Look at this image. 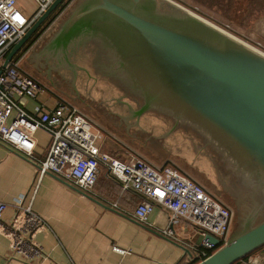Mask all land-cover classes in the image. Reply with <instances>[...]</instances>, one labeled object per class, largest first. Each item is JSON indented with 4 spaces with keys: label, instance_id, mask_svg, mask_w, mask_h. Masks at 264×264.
<instances>
[{
    "label": "crops",
    "instance_id": "obj_1",
    "mask_svg": "<svg viewBox=\"0 0 264 264\" xmlns=\"http://www.w3.org/2000/svg\"><path fill=\"white\" fill-rule=\"evenodd\" d=\"M98 1L70 0L18 59L42 83L34 98L21 101L27 111L36 106L51 110L60 97L77 106L95 98L100 103V79L114 85L100 71ZM138 117L135 125L160 132L151 137L152 143L140 140L148 157L158 164L180 160L189 166V160L167 145V137L161 138L168 134L167 119L153 112ZM180 131L176 134L196 145ZM34 139V153L43 157L49 134L40 128ZM103 147L117 152L109 142ZM0 201L6 204L1 224L12 230L0 232V264H185L194 259L180 243L160 234L168 224L166 211L157 207L146 224L132 218L138 195L121 191L103 168L93 193H85L52 172L39 174L36 163L0 142ZM183 224L174 225L176 233L198 243L199 236ZM113 245L129 252H114Z\"/></svg>",
    "mask_w": 264,
    "mask_h": 264
},
{
    "label": "water",
    "instance_id": "obj_2",
    "mask_svg": "<svg viewBox=\"0 0 264 264\" xmlns=\"http://www.w3.org/2000/svg\"><path fill=\"white\" fill-rule=\"evenodd\" d=\"M63 0L9 48L2 67ZM100 71L133 99L195 134L259 202L227 243L195 264L244 263L264 247V55L170 0H99ZM256 202V203H257ZM206 238L214 245L219 240Z\"/></svg>",
    "mask_w": 264,
    "mask_h": 264
},
{
    "label": "built area",
    "instance_id": "obj_3",
    "mask_svg": "<svg viewBox=\"0 0 264 264\" xmlns=\"http://www.w3.org/2000/svg\"><path fill=\"white\" fill-rule=\"evenodd\" d=\"M52 1L0 0V142L36 163L39 174L52 172L85 193H93L103 168L120 183L121 191L138 195L139 201L129 213L132 218L146 224L157 207L166 211L168 224L160 229V234L180 243L193 258L207 257L230 237L232 210L218 196L171 161L156 165L140 154L108 152L103 142L118 139L63 97L51 110L36 106L29 112L22 106L21 101L34 98L42 83L20 67L18 60L2 67L4 53ZM29 3L32 8H27ZM40 128L50 137L43 157L34 153V133ZM5 209L6 204L0 201V232L9 233L12 230L1 224ZM180 222L184 223L182 228L199 236L198 243L176 233L174 225ZM208 234L219 244L210 242ZM112 250L119 254L129 252L116 245ZM258 252H252L243 262L257 258L264 264V247Z\"/></svg>",
    "mask_w": 264,
    "mask_h": 264
},
{
    "label": "rangeland",
    "instance_id": "obj_4",
    "mask_svg": "<svg viewBox=\"0 0 264 264\" xmlns=\"http://www.w3.org/2000/svg\"><path fill=\"white\" fill-rule=\"evenodd\" d=\"M170 1L190 10L194 14H197L221 30L231 34L264 54V7L261 1H255L254 3L249 2L250 0ZM26 6L27 8H32V3ZM77 107L86 115L92 112V115L89 114L88 116L100 126V129L109 130L118 139H106L104 141L112 144L113 148L117 150V152L113 154L125 155L127 153V156L129 153L140 154L156 165L163 164H158L153 161L144 153L143 148L139 146L144 139H151L153 135H158L160 133L159 130L155 128L152 129L150 126L143 127L141 125H135L134 122L139 117H135L132 110H134L136 106L133 99L121 91L119 87L102 84V80L100 79V103L95 98L86 102L85 106H81L80 104ZM162 117L167 119L169 129H166L168 134L164 135V131L161 138L167 137V145L173 147V152L177 151L178 155L185 157V159L190 162L189 166H186L184 162L178 160L175 165L203 184L209 191L218 196L231 208L232 222L229 234L231 237L240 221H242L246 214L254 206L258 205L259 202L254 201V199L250 197L249 193L246 191L247 187L244 185L242 186L238 182L237 175L234 174L231 169H228L227 166L221 162L219 156L197 138L193 132L181 127H174L170 119L165 116ZM180 130L186 131V134L194 139L197 148L195 144L192 145L189 142L188 137H182L180 134H176V132H182ZM141 139L143 140L140 141ZM152 140L153 139H151V143ZM235 188L238 190L236 192L238 197H233L236 200H239V197L244 199L243 202L239 200L240 202L238 204L230 200L228 195L225 194V192L230 193V190ZM263 217L264 214L258 215L255 220L258 221ZM260 253L261 252H258L257 254Z\"/></svg>",
    "mask_w": 264,
    "mask_h": 264
},
{
    "label": "trees",
    "instance_id": "obj_5",
    "mask_svg": "<svg viewBox=\"0 0 264 264\" xmlns=\"http://www.w3.org/2000/svg\"><path fill=\"white\" fill-rule=\"evenodd\" d=\"M255 1H261L262 6L264 7V0H250L249 2L254 3ZM70 2V0H63L56 9L45 19V21L40 25V27L31 35V37L24 43V45L17 51L13 56L12 61H17L22 54L32 45V43L38 38L42 31L54 20V18L63 10V8ZM261 6V7H262ZM8 50L4 53V57L7 55ZM259 248L257 251L262 249ZM255 251V252H257ZM199 261L198 258H194L192 261L185 264H195Z\"/></svg>",
    "mask_w": 264,
    "mask_h": 264
},
{
    "label": "flooded vegetation",
    "instance_id": "obj_6",
    "mask_svg": "<svg viewBox=\"0 0 264 264\" xmlns=\"http://www.w3.org/2000/svg\"><path fill=\"white\" fill-rule=\"evenodd\" d=\"M238 190L235 188V189H232V190H230V193H227V192H225V194L226 195H228V197L230 198V200H232L233 202H235L236 204H238L240 201L241 202H243L244 201V199H241L240 197L238 198L239 200H236L233 196H235V197H238L237 195H236V192H237Z\"/></svg>",
    "mask_w": 264,
    "mask_h": 264
},
{
    "label": "bare ground",
    "instance_id": "obj_7",
    "mask_svg": "<svg viewBox=\"0 0 264 264\" xmlns=\"http://www.w3.org/2000/svg\"><path fill=\"white\" fill-rule=\"evenodd\" d=\"M256 50V49H255ZM257 51V50H256ZM257 52H259V51H257ZM260 54H262L261 52H259ZM264 55V54H263Z\"/></svg>",
    "mask_w": 264,
    "mask_h": 264
}]
</instances>
